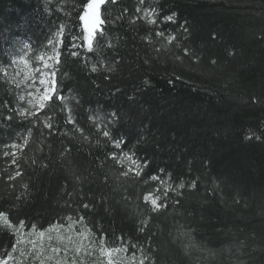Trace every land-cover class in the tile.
<instances>
[{
  "label": "trees",
  "instance_id": "1",
  "mask_svg": "<svg viewBox=\"0 0 264 264\" xmlns=\"http://www.w3.org/2000/svg\"><path fill=\"white\" fill-rule=\"evenodd\" d=\"M88 2L0 0V264H264V0H108L91 50ZM50 42L64 99L21 116L2 70Z\"/></svg>",
  "mask_w": 264,
  "mask_h": 264
},
{
  "label": "rangeland",
  "instance_id": "2",
  "mask_svg": "<svg viewBox=\"0 0 264 264\" xmlns=\"http://www.w3.org/2000/svg\"><path fill=\"white\" fill-rule=\"evenodd\" d=\"M88 15L83 20V30L85 36L87 35L86 27L94 31L98 26L95 19L97 16L96 10H88ZM55 42H50L45 50L35 56L29 54L26 49L20 50L15 57L10 61V64L2 70V75L6 81L14 86L16 96V107L21 116H28V112H36V108L40 103V98L44 94L45 85L41 84V80H48L50 78L51 63L55 61ZM31 101V102H29ZM20 145L11 144L5 153H8L10 158H14ZM118 161L130 172H135L140 169L139 163L129 155L118 156ZM56 232L50 230L37 236V241L42 246L45 244V253L48 254L54 241ZM62 239L58 240V245L68 244L70 239L67 240L65 236L69 234L67 231L63 233ZM29 234H26L27 240H30ZM47 243V244H46ZM51 247V248H50ZM93 257V256H92ZM83 264V263H81ZM90 264H129L127 259L123 257L121 250H104L101 249L92 258Z\"/></svg>",
  "mask_w": 264,
  "mask_h": 264
},
{
  "label": "snow or ice",
  "instance_id": "3",
  "mask_svg": "<svg viewBox=\"0 0 264 264\" xmlns=\"http://www.w3.org/2000/svg\"><path fill=\"white\" fill-rule=\"evenodd\" d=\"M108 2V0H89L88 3H86L84 5L85 9H88V10H92V11H95L97 9H99L102 5L106 4ZM112 3H116V0H111ZM141 2H143V0H141ZM137 11H139V9H137ZM88 15V12H85L84 15H82L80 17L81 20H85L86 17ZM149 16L152 15V13H148ZM175 13H172L171 15H166L163 17V20L165 22H169V23H173L175 22ZM97 23L99 25H103L104 21L101 20V18L97 15L95 17ZM150 23H153L155 24L156 23V20L153 19L150 21ZM183 27V26H182ZM62 30V29H61ZM86 31H87V35L84 37V44L87 45L88 49L91 50L92 48V41H93V31L91 29H88L86 27ZM185 31H187V29L185 28ZM101 34H102V30H101ZM157 36H160V37H164L165 36V33L162 32V31H157L156 33ZM168 41L171 43L172 41H174L176 39L175 36H168L167 37ZM71 47H75V45H71ZM109 47H111V45H109ZM185 54L188 55L189 54V50L188 49H185ZM71 55L73 57H76L78 54L73 51L71 52ZM59 63V61H58ZM92 72H96L97 71V68L96 66H93L92 67ZM56 73L55 72H51L50 73V78L48 80H41L40 83L45 85V89H44V94L42 95V97L40 98V103L38 105V107L36 108V112H28V116H31V117H36L39 113H41L42 111H45L48 109V107L50 105H53V104H57V103H60L61 101H63L64 99V96H63V93L62 92H58L57 91V86L59 84V80L56 79ZM107 78V77H106ZM31 102V101H29ZM80 103L79 100H77V105ZM113 116H116L117 113L116 112H113L112 113ZM12 117H8V119H11ZM67 123L69 124H72V125H79V120L78 119H74L71 115H69L68 119H67ZM46 127H48L49 129L52 128V125L49 123V124H46L45 125ZM31 131V129H29V132ZM103 135L104 137H109L111 135V133L107 130H105L103 132ZM257 140L260 139L259 136L256 137ZM115 148L117 149H120L122 147H124V141H122L121 139H116V142H115V145H114ZM7 155V153L5 154ZM111 158L112 159H115V154L113 153L111 155ZM13 163L15 164L16 161L13 160ZM145 165H149L150 162L147 161V160H144L143 162ZM142 174V171L138 170V171H135V175L136 176H140ZM22 173L20 171H16L15 173V176L16 177H19L21 176ZM124 175H128V173H124ZM14 179V177H9V180H12ZM152 180H158L159 177L156 176V175H153L151 177ZM195 186V182H193V187ZM179 188H183L184 187V183L181 182L179 185H178ZM165 199L167 198V192H165ZM151 201V205H152V211L153 212H159L162 208H165L167 205L166 204H163V203H160L159 201L161 200V197L159 196H156L154 199L151 197V194L145 196V202H148V201ZM83 207L85 209L89 208V205L88 204H84ZM5 214L0 212V216H4ZM24 221H21V224H23ZM145 229L142 227L140 229L141 232H143ZM106 238V234H105V237L102 238V239H105Z\"/></svg>",
  "mask_w": 264,
  "mask_h": 264
}]
</instances>
